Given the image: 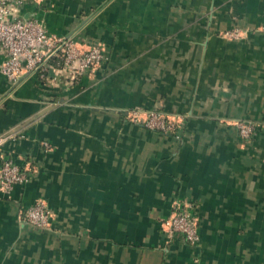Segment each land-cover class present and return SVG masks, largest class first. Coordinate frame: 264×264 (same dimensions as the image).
Masks as SVG:
<instances>
[{
	"label": "crops",
	"instance_id": "0c3cea01",
	"mask_svg": "<svg viewBox=\"0 0 264 264\" xmlns=\"http://www.w3.org/2000/svg\"><path fill=\"white\" fill-rule=\"evenodd\" d=\"M19 13L106 59L14 88L0 71V163L32 175L0 182V264H264V0H31ZM136 107L182 127L148 129ZM38 198L48 228L20 220ZM176 203L198 219L196 244L162 225Z\"/></svg>",
	"mask_w": 264,
	"mask_h": 264
},
{
	"label": "built area",
	"instance_id": "2783aa9c",
	"mask_svg": "<svg viewBox=\"0 0 264 264\" xmlns=\"http://www.w3.org/2000/svg\"><path fill=\"white\" fill-rule=\"evenodd\" d=\"M29 1L0 0V71L6 75L12 88L21 83L24 73H37L45 78L61 66L74 79L106 59L103 45L95 44L83 49L73 36L49 32L38 18H23L20 8ZM259 30L264 34V25ZM238 33L232 32L231 35ZM127 116L148 129L163 133H176L182 126V120L170 118L157 109L136 107L127 111ZM236 126L244 139L252 138L257 129L254 122L246 120L238 121ZM7 136L0 134V145ZM31 176L26 168L12 160H1L0 182L5 191H11L17 183L28 182ZM19 217L32 227L48 228L51 211L47 201L38 198L31 206L20 210ZM162 225L170 236L181 234L190 244H196L200 238L198 219L186 203H176Z\"/></svg>",
	"mask_w": 264,
	"mask_h": 264
},
{
	"label": "trees",
	"instance_id": "16d2710c",
	"mask_svg": "<svg viewBox=\"0 0 264 264\" xmlns=\"http://www.w3.org/2000/svg\"><path fill=\"white\" fill-rule=\"evenodd\" d=\"M181 127H182V126H181ZM181 127H180V128H181ZM178 131H179V130H178Z\"/></svg>",
	"mask_w": 264,
	"mask_h": 264
}]
</instances>
